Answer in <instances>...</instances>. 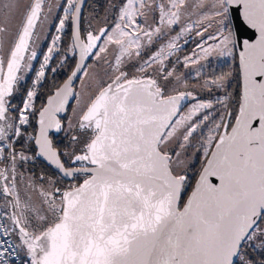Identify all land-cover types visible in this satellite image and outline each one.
<instances>
[{"label": "snow or ice", "instance_id": "1", "mask_svg": "<svg viewBox=\"0 0 264 264\" xmlns=\"http://www.w3.org/2000/svg\"><path fill=\"white\" fill-rule=\"evenodd\" d=\"M86 4L0 0V264H264V0Z\"/></svg>", "mask_w": 264, "mask_h": 264}, {"label": "trees", "instance_id": "2", "mask_svg": "<svg viewBox=\"0 0 264 264\" xmlns=\"http://www.w3.org/2000/svg\"><path fill=\"white\" fill-rule=\"evenodd\" d=\"M88 1H89L88 4H90V5H88V7H89V11H91V6H92L94 3H97L98 0H88ZM101 10H102V9H101ZM49 27H50V26H49ZM66 39H67V37H66ZM44 43H45V41H43V42L41 43V46H42V47L44 46ZM36 66H38V64H37ZM65 75H66V73L61 72V73L57 74V75L55 76V79L53 80V74H52V73H49L48 79H47V81L44 82V86H43V88H42V90H41V91H42V98L48 94L49 89H50V88L52 87V85H53V82H55L56 84H60V83L64 80ZM28 82L30 83V80H29ZM38 170L50 171V169H49L46 165H44L43 163L40 164ZM189 191H190V189H189Z\"/></svg>", "mask_w": 264, "mask_h": 264}, {"label": "flooded vegetation", "instance_id": "3", "mask_svg": "<svg viewBox=\"0 0 264 264\" xmlns=\"http://www.w3.org/2000/svg\"><path fill=\"white\" fill-rule=\"evenodd\" d=\"M88 0H87V4H86V7H85V14H87L88 12H89V7H88V5H90V4H88ZM102 11V10H101ZM38 67V66H37ZM78 83H79V81H77V86H78ZM58 139V138H57ZM61 147H62V145H61ZM196 166L197 167H199V161H197L196 162Z\"/></svg>", "mask_w": 264, "mask_h": 264}, {"label": "rangeland", "instance_id": "4", "mask_svg": "<svg viewBox=\"0 0 264 264\" xmlns=\"http://www.w3.org/2000/svg\"><path fill=\"white\" fill-rule=\"evenodd\" d=\"M43 42V40L41 41V43ZM31 82V81H30ZM78 86H79V83H78Z\"/></svg>", "mask_w": 264, "mask_h": 264}, {"label": "water", "instance_id": "5", "mask_svg": "<svg viewBox=\"0 0 264 264\" xmlns=\"http://www.w3.org/2000/svg\"><path fill=\"white\" fill-rule=\"evenodd\" d=\"M62 82H63V81H62ZM62 82H61V83H62Z\"/></svg>", "mask_w": 264, "mask_h": 264}]
</instances>
